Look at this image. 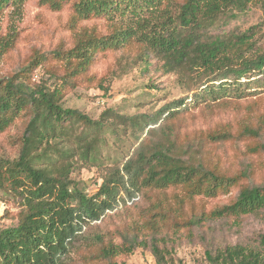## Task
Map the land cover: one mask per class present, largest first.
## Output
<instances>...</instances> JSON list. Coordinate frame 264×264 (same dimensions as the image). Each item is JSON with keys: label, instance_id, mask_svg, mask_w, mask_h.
Listing matches in <instances>:
<instances>
[{"label": "rangeland", "instance_id": "374dc122", "mask_svg": "<svg viewBox=\"0 0 264 264\" xmlns=\"http://www.w3.org/2000/svg\"><path fill=\"white\" fill-rule=\"evenodd\" d=\"M79 1L26 0L18 10L0 13V81L57 89L56 103L82 117L54 123V131L35 149L40 156L35 167L52 176L63 173L70 190L92 197L119 176L127 187L123 167L139 152L149 157L155 148L171 146L186 165H201L235 182L207 197L184 185L143 186L144 172L132 194L119 185L116 202L121 206L115 203L98 220L80 223L64 264H214L207 254L214 258L229 247L261 251L264 209L241 216L213 213L231 205L242 188H264V70L237 83L233 73L240 67L235 56L253 60L264 52V0H254L241 12L224 9L197 30L202 38L220 36L234 44L230 61L212 72L185 64L165 67L137 39L166 17L176 19L187 0H164L138 19L120 10L74 22ZM129 27L137 30L136 39L97 51L86 70L73 73L74 67L54 56L71 49L83 31L111 38ZM9 35L12 42L2 51ZM207 86L224 88L209 94ZM32 114L27 107L0 133V165L18 158ZM245 129L256 135L244 134ZM222 130L230 139L209 140ZM0 207V231L17 225L24 208L7 181L0 185ZM109 245L119 252L109 260L95 257ZM129 245L133 248L125 251Z\"/></svg>", "mask_w": 264, "mask_h": 264}, {"label": "trees", "instance_id": "16d2710c", "mask_svg": "<svg viewBox=\"0 0 264 264\" xmlns=\"http://www.w3.org/2000/svg\"><path fill=\"white\" fill-rule=\"evenodd\" d=\"M25 1L0 0V13L6 9L16 11ZM163 1L80 0L75 5L73 21L79 22L91 15L113 14L120 10L127 11L138 19L139 13L157 9ZM252 2L254 0H187L181 5L176 19L166 17L157 25V29H150L148 33L141 31L137 39L154 51L165 67L185 64L186 68L212 72L230 61L229 55H233L234 44L220 36L202 38L197 30L211 24L222 10L229 8L230 11H245ZM136 33L137 30L129 27L121 30L116 37L97 38L95 34L83 31L77 36L71 49L65 53L55 51L54 56L66 66L74 67L73 73H76L90 66L97 51L124 45L135 38ZM241 41L243 38L238 40L239 43ZM11 42L12 36L9 35L1 43V50H5ZM235 58L240 59V67L233 70L234 83L252 72L264 70V52L253 60L238 56ZM222 88L224 87L218 89ZM205 89L209 94L219 91L215 90V86H207ZM57 95V89L52 92L45 88L33 90L22 81H0V133L27 107L33 113L23 134L18 158L0 165V185L7 181L10 190L20 197L21 206L24 208L17 225L0 231V264H64L63 257L73 243L80 223L85 220L96 221L105 210L113 208L120 191L119 185L123 186L126 193L132 194L131 191L139 186L138 179L144 172L145 177L141 184L143 186L165 189L184 185L193 194L207 197L235 182V178L225 179L204 170L201 165H186L173 155L172 147L168 146L155 148L149 157L139 152L136 161L126 162L123 172L127 178V187L123 185V177L119 176L114 182H104L92 197L74 189L70 190L63 173L52 176L50 171L35 167V162L40 157L35 154V149L47 139L49 132L54 131V123L73 116L82 118L74 110H63L56 103ZM244 134L256 135V132L245 129ZM230 137L231 134L226 130L213 132L208 136L212 142L226 141ZM263 209L264 188L254 186L242 188L231 205L221 208L213 215L241 216L255 214ZM260 246L261 251L241 246L229 247L214 258L207 254V258L214 264H264V236L260 237ZM132 248L133 245H129L123 249L131 251ZM151 250L153 254H159L156 246H151ZM118 252L119 248L109 245L95 257L109 260Z\"/></svg>", "mask_w": 264, "mask_h": 264}, {"label": "built area", "instance_id": "2783aa9c", "mask_svg": "<svg viewBox=\"0 0 264 264\" xmlns=\"http://www.w3.org/2000/svg\"><path fill=\"white\" fill-rule=\"evenodd\" d=\"M116 203H117V205H120V206H121V202H120V201H118V200H117V202H116Z\"/></svg>", "mask_w": 264, "mask_h": 264}, {"label": "bare ground", "instance_id": "6f19581e", "mask_svg": "<svg viewBox=\"0 0 264 264\" xmlns=\"http://www.w3.org/2000/svg\"><path fill=\"white\" fill-rule=\"evenodd\" d=\"M0 210H1V207H0Z\"/></svg>", "mask_w": 264, "mask_h": 264}]
</instances>
